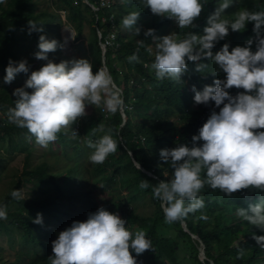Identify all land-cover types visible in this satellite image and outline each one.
Listing matches in <instances>:
<instances>
[{"label": "clouds", "instance_id": "9594fccd", "mask_svg": "<svg viewBox=\"0 0 264 264\" xmlns=\"http://www.w3.org/2000/svg\"><path fill=\"white\" fill-rule=\"evenodd\" d=\"M136 1V11L126 15L122 24L107 36L116 33L119 26L125 28L121 32L130 29L134 36L140 35L141 28H144L143 24L141 28L137 26L140 11L167 18L169 23L174 21L179 27L175 37L172 34L157 37L151 28L143 33L145 37L158 41L151 65L157 80L167 78L183 83L181 77L188 70V62L203 60L217 66L219 71L213 75L223 73V79H214L212 85H205L202 90L195 86L191 88L195 104L208 105L212 101L211 107L205 108L198 118L207 117V120L198 134L192 136L191 146L181 143L159 152L160 160L173 169L169 181H160L152 188L165 222L171 224L181 220V228L189 232L182 219L204 208L201 192L206 185L228 197L237 194L243 199L244 208H238L237 215L250 231L247 238L264 252V0ZM248 23L253 25L254 36L249 33L244 45L227 40L230 31L242 32ZM28 24V34L43 31V27L34 22ZM201 26H205L202 35L189 32L185 38L178 36L184 30ZM74 34L70 33L69 38L75 39ZM220 41L222 47L213 53ZM253 44L255 51L252 50ZM100 45L106 48L104 43ZM137 45L136 52L127 57L130 63L139 62L137 54L145 46L143 40H137ZM57 47L55 39L39 36V51L34 56L47 62L31 72L23 87L14 89L12 95L16 99L6 121L13 131L22 134L28 131L36 144L44 148L56 141L58 133L86 117L89 105L97 108L103 105L111 113L120 110L122 122L126 119L122 109V90L107 66L103 67L104 53L101 55L102 67L94 73L93 65L87 59L65 61L64 58L59 63L49 60L48 53L56 51ZM207 67L205 63H197L195 71L203 73ZM28 72L26 60H10L3 81L10 84L17 74ZM233 88L242 91L231 95L229 90ZM0 116L7 119L5 113ZM72 131L76 136L77 132ZM110 133L111 130L96 142H87L85 159L90 149L93 151L89 160L93 164H103L109 155L116 153L118 142ZM128 154L135 167L155 177L134 159L131 151ZM139 187L147 189L149 183L142 180ZM90 192L91 203L96 202L98 209L80 213L87 217L85 221H73L70 227L58 233L52 241L50 264H137L136 256L153 251L152 242L144 231L126 225L120 217V207L111 208L109 212L99 201L98 188L90 186ZM11 197L25 199L20 189H13ZM145 201L150 202L148 197L143 204ZM0 219H7V205L4 203H0ZM200 219L207 220L208 217L201 215ZM32 222L42 225L41 214L38 213ZM192 239L198 242L199 260L205 263L207 259L201 239L194 236ZM259 263L262 264L261 259Z\"/></svg>", "mask_w": 264, "mask_h": 264}, {"label": "trees", "instance_id": "16d2710c", "mask_svg": "<svg viewBox=\"0 0 264 264\" xmlns=\"http://www.w3.org/2000/svg\"><path fill=\"white\" fill-rule=\"evenodd\" d=\"M86 1L56 0V4L65 11L67 24L75 31L73 41L85 46L94 73L101 66L100 43L106 45L105 65L122 90V109L126 119L123 123L120 110L111 113L103 105L99 108L87 106V116L79 119L80 125L78 122L72 125L77 137L82 134V142L77 138L70 139L71 129L58 133L54 141L58 145V153L71 160L70 164L64 165L65 174L62 175L60 170L52 171L46 162L29 166L28 159L32 151L29 140L32 136L28 131L27 134L13 131L6 123L15 98L6 85H0V109L7 117L5 120L0 116V148L7 152L9 149L26 152L22 172L17 179H11V185L0 199V203L7 205V219H0V233L9 239L18 235L19 249L14 262L50 264L49 257L53 253L52 241L49 242L48 238L55 234L57 238L59 232L71 226L72 220L85 221L87 217L80 213L98 209L96 202L91 203L90 186H93L98 188L99 201L107 211L120 207V217L126 221V225L137 226L136 231H144L146 238L151 240L153 251H145L140 256L131 253L136 256L137 264H205L209 261L212 264H260L259 259L264 264V252L247 238L250 231L237 215V209L244 208L243 199L237 194L228 197L206 185L201 192L204 208L182 219L189 232L181 228V220L171 224L165 222L159 200L152 194V188L160 181H169L173 173L170 165L160 160V150L181 143L191 146L192 136L198 134L199 128L207 120V117H203V120L198 118L205 108L211 107L212 101L208 105L201 104L193 108L194 93L191 88L195 86L197 90H202L205 85H212L214 79H223V73L213 75L219 71L217 66L203 60L188 62V70L181 77L183 83L167 78L157 80L151 68L155 54L149 52L151 37H145L143 33L149 28L155 31L170 29L169 19L140 11L137 26L143 24L144 28L140 27L141 33L137 39L130 29L125 32L117 30L114 39L108 44L107 34L122 24L126 15L136 11L137 1L105 0L111 5H101L104 0ZM7 4V8L0 10V75L3 77L10 60L19 62V53L23 49L37 47L32 43L27 44L25 38L36 42L40 35H44L43 31L28 34V22L44 27L59 16L44 11L35 13L34 9L40 7L32 0H8ZM206 10L209 8L206 7ZM204 27L189 28L178 36L185 38L189 32L202 35ZM252 28L253 25L248 23L242 32L230 31L227 40L232 44L241 42L244 45L249 33L251 37L254 36ZM137 40H143L145 46L137 54L139 62L130 63L127 57L136 52ZM221 47L222 41L216 44L213 53ZM252 50L255 51V44ZM144 63L147 65L144 66ZM197 63H205L208 67L203 73L196 72ZM36 70L39 69L33 71ZM229 91L231 95H236L242 90L233 88ZM138 110L143 112L136 114ZM214 111L218 112L219 109ZM134 117L137 118L136 122ZM163 122H167L169 127L161 130L158 124ZM109 130L118 142L116 153L109 155L103 164H93L89 160L93 151L90 149L85 159L87 142H96L109 134ZM128 151L155 177L135 167ZM1 161L4 159L0 158V168H3ZM142 180L149 183L147 189L139 187ZM28 185L30 187L25 191L27 197L24 200L11 197L13 189H25ZM116 191L123 193L117 194ZM146 197L150 200V212L142 214L138 211L141 204L137 203L140 200L143 202ZM38 213L42 216V225L32 222ZM201 215H206L208 219H200ZM53 223L58 226L56 231H51ZM191 234L197 235L203 243L207 259L205 263L199 260L198 242L192 239ZM238 238L239 242H236Z\"/></svg>", "mask_w": 264, "mask_h": 264}, {"label": "rangeland", "instance_id": "374dc122", "mask_svg": "<svg viewBox=\"0 0 264 264\" xmlns=\"http://www.w3.org/2000/svg\"><path fill=\"white\" fill-rule=\"evenodd\" d=\"M83 1L86 2V0ZM33 3L39 5L40 7V9L38 8L36 10L34 9L35 13L39 11H44L47 14H54V15L59 14V16H56V18L51 20L49 23H47V25L43 27L44 36L46 37V39L48 40L55 39L58 42V47L56 51L48 53V59L53 61L54 63H59L63 61L64 58L65 61L72 59H80V58L89 60V54H87L85 50V46L82 47V45H80L78 42H75L73 41V39L69 38L70 36L68 35H70V33L72 35L74 34L73 29L67 25V21L65 18L66 15L65 11H63L60 7L57 6L56 0H33ZM168 27L170 28L168 30H164V31L156 30L154 33L155 36L161 37L164 35L172 34L173 37H175V35L178 33L179 27L172 20H170ZM124 29L125 28L123 26H119L118 28V30L120 31H124ZM65 40H67V43H65ZM25 42H27V44L32 43L37 46V47L30 46L28 48L23 49L21 54L19 53L20 61L21 60L27 61V64L29 66V72L27 74L25 73L17 74L15 79L10 84H5L3 81V76L0 75V85H6L9 88V92L11 95L14 89L24 86L25 81L27 80L28 76L31 74L33 70L40 69V67L47 62V61L37 60L34 56V54L39 51L38 48L39 41L34 42L26 37ZM156 43H158V41H153L151 39V44L149 45L150 48L149 52L151 54H153L156 51V47H155ZM60 45L63 46L61 47ZM26 91L31 92L32 90L26 89ZM14 98L16 99V97ZM192 107L196 108L197 104L193 103ZM142 112L143 110H138L136 111V114H141ZM0 113L1 114L3 113L2 109H0ZM134 121L136 122L137 118L134 117ZM77 122L79 126L81 121L78 120ZM168 127L169 124L167 122L158 124V128L161 130L164 128L166 129ZM69 129L73 130L72 126ZM76 138L78 139L79 142H82L81 133L79 137L73 136V132L70 133V139L74 140ZM29 142H30V147L32 148L31 154L29 155V159H28L29 166L46 162L51 167L52 171L55 172L60 170V173L62 172V175L65 174L64 165L70 164L71 160L68 157L64 158L60 153H58L57 150L58 145L55 144V142L49 143V145L46 148L36 144L34 137H32L29 140ZM9 150L10 151L7 152L4 148H0V158L4 159V161H1V163L4 166L3 168H0V199L2 198V195L6 191L7 187L11 185L10 184L11 179H17V177L22 172L24 166V160L26 157V152L18 151V150L12 151L11 149ZM27 187H30V185L26 186L25 189H23V187L21 188L24 197H27L25 194ZM116 193L120 194L123 193V191L121 192L116 191ZM137 204L138 205L141 204V206H139L138 209L140 213L149 214L150 202L145 201V204H143L142 200H140V202H138ZM72 222L73 220L70 221L71 224ZM50 227H51V231H56L58 228V226L55 225L54 223ZM17 236L18 235L16 234L9 239L5 234L0 233V264H22V263L14 262L16 253L19 249ZM54 239H56V234L48 238V241L51 242L54 241ZM236 242H239V238L236 240Z\"/></svg>", "mask_w": 264, "mask_h": 264}, {"label": "built area", "instance_id": "2783aa9c", "mask_svg": "<svg viewBox=\"0 0 264 264\" xmlns=\"http://www.w3.org/2000/svg\"><path fill=\"white\" fill-rule=\"evenodd\" d=\"M104 4L109 5V3L106 2L105 0L101 2V5H104ZM113 38H114V34L110 33V35L107 36L106 43L110 44Z\"/></svg>", "mask_w": 264, "mask_h": 264}, {"label": "water", "instance_id": "95a60500", "mask_svg": "<svg viewBox=\"0 0 264 264\" xmlns=\"http://www.w3.org/2000/svg\"><path fill=\"white\" fill-rule=\"evenodd\" d=\"M86 2H87V1H86ZM101 51H102V53H104V51H105V46H104V45H102ZM102 63H103V67H105V64H104V57H103V59H102ZM193 236H194L195 238H198V239H199L198 236L191 234V237H192V238H193ZM199 240H200V239H199Z\"/></svg>", "mask_w": 264, "mask_h": 264}, {"label": "crops", "instance_id": "0c3cea01", "mask_svg": "<svg viewBox=\"0 0 264 264\" xmlns=\"http://www.w3.org/2000/svg\"><path fill=\"white\" fill-rule=\"evenodd\" d=\"M8 0H2V2H0V10L1 8H7L8 4H7Z\"/></svg>", "mask_w": 264, "mask_h": 264}, {"label": "bare ground", "instance_id": "6f19581e", "mask_svg": "<svg viewBox=\"0 0 264 264\" xmlns=\"http://www.w3.org/2000/svg\"><path fill=\"white\" fill-rule=\"evenodd\" d=\"M68 36H70V35H68ZM69 41V40H68Z\"/></svg>", "mask_w": 264, "mask_h": 264}]
</instances>
